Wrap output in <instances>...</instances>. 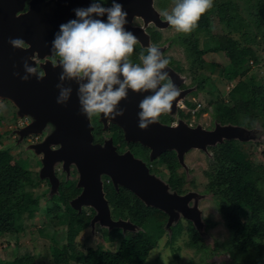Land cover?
Wrapping results in <instances>:
<instances>
[{
	"label": "rangeland",
	"instance_id": "rangeland-1",
	"mask_svg": "<svg viewBox=\"0 0 264 264\" xmlns=\"http://www.w3.org/2000/svg\"><path fill=\"white\" fill-rule=\"evenodd\" d=\"M159 1L161 3L165 2L167 5L165 10L171 9L172 0ZM220 8L222 12H225V6H220ZM250 19L253 20V18H249V20ZM212 23H214L213 26ZM250 23L253 24V22ZM217 25L216 21L212 18L210 35L212 38L219 34ZM219 32H222V30H219ZM175 35L177 36V32L171 27L168 28V30H164L163 37L173 38L171 45L174 49L171 50L170 56L175 59L176 63L178 62L181 64V73L179 72V75L183 80L185 79L186 83L192 82L191 85H194V81L198 82L200 79L197 92L201 93L198 95L194 92L190 95L195 98L194 102V98L189 97V101L194 102V106L189 107V109L194 110V113H189L186 116L182 115L181 118L184 119V121H180L179 126L184 129L183 132L188 135L190 134V128H201L202 130L212 131L217 125H220L216 120L218 115L214 109L220 105L221 101L227 104H230L232 101L231 105H234L236 102L235 84H230V81H227V83L221 82L220 79L224 81L227 79L219 74L220 69H222L221 73H223L229 64L228 62H230L227 51L233 50V39L230 36H226L227 34L224 35L226 37L221 40L215 39L219 49L210 51L205 55L206 64L204 68H194L193 65L190 64L193 58L189 55L190 53L186 47L178 41L174 42L176 38ZM186 35L189 37V33H183V37ZM198 38H200V41H205V39L208 40V37H204V35L198 36ZM259 39H261V35H259ZM167 43H170L169 39H167ZM252 73L260 77L257 82L261 83L264 79L261 73L257 70L250 72V74ZM194 76H196V79ZM245 78L244 75L241 80H245ZM211 79H213L215 85L213 90L209 84ZM228 86L232 87L231 91H228ZM209 106H212L213 109ZM32 117L33 116L29 113L23 115L17 105L11 100L0 99V149H9L14 157L13 161H18L25 167V170L28 171L29 179L24 180L22 186L27 191L33 193L35 197H39L40 207V209L34 210V216L27 217L26 215L23 230L19 232L17 237L4 233L0 235V264H6V262L13 261L16 257L23 256L27 253L39 255L42 258L43 264H54L52 254L48 249L54 242L46 238V233L48 231L46 226L53 224V213L48 214L46 212V206L49 209H53L56 204L55 202L59 199L56 197L52 198V196L58 194L60 189L64 188V192L65 189H67L66 183L65 186L61 185L62 180L76 178L75 174L70 171L63 172L61 168L56 171L55 167L57 164L54 166V174L58 179L57 188L53 185L50 178L42 176L43 161L40 157L43 155L39 154L37 150L33 148L34 145L37 144L36 135H27L23 139H20L18 132L31 123ZM262 119L264 120V117H262ZM175 120L176 122L179 121L176 118ZM105 124L108 123L106 122ZM240 127L243 130L239 135L223 136L215 142H205L204 145H192L189 147V149L184 152L183 162H180V165L179 163L177 164L176 170H169L170 176L177 174L181 180V183L172 182L174 188H172L168 182L164 181L167 175H164L163 180L159 175H156L162 180L164 186H168L169 192L176 193L182 197L187 195L191 197L186 213L183 215L179 212L176 217L172 218L171 222L170 214L160 210L166 215V219L164 220V231H157L158 228L156 226L152 224L148 225L146 231L153 236L157 245L155 244L156 248L149 253L148 259L144 264H233V261H239V258L235 260L231 252L224 251L222 247L232 235L225 224L224 213H222L221 210L223 207L228 213L230 211L236 212L239 207L238 205L237 207L234 206L232 201V196L234 195L228 188L224 187L223 190L232 195H223V193H219L221 190L215 192L214 186L216 182L220 183L223 179L229 178V176L225 174L221 176L219 172H217L224 168L220 165L218 155L216 158V150L219 149V145L224 143V141H233L237 144L238 152L234 154L235 159H242L243 161L248 160L249 163L255 164V166H261L260 169H264V122L258 120L252 128L247 126ZM143 163H145L146 167L150 170V166L144 161ZM105 178H108V176L103 175L101 181ZM104 185L107 186L106 183H104ZM114 187L109 188V195L112 198L111 205L114 209L112 213L116 211V203L120 200L119 194L121 192L124 193L123 190L118 191ZM259 187L260 192L264 195V177L260 179ZM67 192L69 191H66L68 201L72 202L75 198L70 197V193ZM139 201L146 207L153 208L147 206L141 199H139ZM60 205L64 207L65 204L61 202ZM84 211L87 216L90 214L92 216L89 227L86 229L71 233L64 225H58L53 228L56 231V243H58L60 247H65L67 251H70V245H72V247L82 252H86L87 249L93 247L94 249H100L105 254L113 255L120 244L121 238L133 234V232L130 231L124 233L120 228L109 230L108 226L102 225L101 220L96 221V223L92 225L91 222L96 217V211L93 213L89 208ZM175 222H178L177 224H179V226L174 228L176 233L173 241H170V234L167 227ZM43 229H46L44 230V234L41 232ZM193 229L199 235V239L195 242H193L192 238L194 232H191ZM248 232L249 229L246 223L242 224L237 230V233L241 237L246 236ZM51 233L53 234L54 232L52 231ZM177 233L179 235H177ZM217 247H219L218 250H216Z\"/></svg>",
	"mask_w": 264,
	"mask_h": 264
},
{
	"label": "trees",
	"instance_id": "trees-1",
	"mask_svg": "<svg viewBox=\"0 0 264 264\" xmlns=\"http://www.w3.org/2000/svg\"><path fill=\"white\" fill-rule=\"evenodd\" d=\"M220 6H225V12L221 11ZM212 18L216 21V25L218 22L219 37L210 36ZM201 35L207 36L208 40L200 41L198 36ZM224 35L232 37L234 48L232 51H227L230 62L224 72L221 73L222 69L219 71V74L227 80L220 79V81L236 84V102L231 105L232 101L230 104L221 101L215 108L218 115L216 120L221 124L252 128L258 120L264 122L262 119L264 117V79L258 83L260 77L255 73L250 74L253 70L260 73L259 64L264 59V0H214L213 7L200 18L198 25L189 33V37L187 35L183 37L181 43L193 58L194 68L205 67V55L219 49L215 39L221 40L226 37ZM251 60L257 65L255 69H252L250 65ZM244 75L245 80H241ZM210 81L209 84L213 88L214 81L213 79ZM216 151V158L218 155L220 165L224 167L217 172L229 178L223 179L220 183L216 182L214 190L215 192L221 190L219 193L223 195L233 194L234 206L239 207L238 211L229 213L225 208H221L225 224L232 235L222 247L224 251H230L235 260L239 258V261H233V264H264V195L259 187V181L264 177V169L249 163L248 160L235 159L234 154L238 152V147L233 141H224ZM13 159L9 149H0V235L4 233L17 237L23 230L26 215L34 216V210L40 207L39 197H35L22 186L23 181L29 179L28 171ZM224 187L228 188L232 194L223 190ZM122 190L124 193L119 194L120 200L115 202L117 208L113 214L116 217L130 219L141 230L131 236H123L113 255L105 254L93 247L86 252L79 251L72 245H70V251L63 246L60 247L56 243L54 227L64 225L69 232L76 233L89 227L92 216L74 209L63 189L59 190V194L52 196L59 200L55 202L53 209L46 206V212L53 213V224L46 226L48 230L46 238L54 242L48 247L54 264H144L146 262L149 253L156 248L155 244L157 245L146 228L152 224L158 228L157 231H164L166 215L156 208L146 207L130 191L124 188ZM61 202H64V207H61ZM244 223L248 225L249 232L241 237L237 230ZM176 226L179 224L171 228L170 241L174 239ZM46 229L41 232L44 234ZM191 232H194L192 238L195 242L199 239V235L194 229ZM6 264H43V261L39 255L27 253Z\"/></svg>",
	"mask_w": 264,
	"mask_h": 264
},
{
	"label": "water",
	"instance_id": "water-1",
	"mask_svg": "<svg viewBox=\"0 0 264 264\" xmlns=\"http://www.w3.org/2000/svg\"><path fill=\"white\" fill-rule=\"evenodd\" d=\"M8 1L0 0V5ZM21 1L14 0L17 7L11 12L8 11L6 15L0 13V99L11 100L23 115L29 113L36 117V120L33 117L34 120L29 125L18 131L20 139L27 135H41L53 111H60L56 116L57 130L51 131L42 142L33 147L43 155L42 176L50 178L57 188L58 179L54 174V166L64 162V168L67 170L69 165L75 163L80 173L79 187L84 184L85 190L81 196L72 200V207L80 210L83 205L93 206L97 214L91 222L92 225L101 220L102 225L108 226L109 230L120 228L126 233L127 231L139 232L141 228L129 220H113L109 202L102 192L101 177L103 175L111 179L116 190L119 191L120 186L124 187L145 202L147 206L169 213L170 222L179 212L184 215L188 208L190 195L182 197L169 192L168 186H164L160 178L150 174L143 161L136 159L132 153L122 155L117 153L112 139L106 140L103 144L93 143L90 120L80 114L75 82H70L73 91L68 103L66 105L56 103L58 96L56 85L59 83L62 69L55 68L46 62L42 65L44 74L40 80L31 77L24 82L14 75L16 72H19L20 76L24 75L25 61L35 67L33 59L35 54L44 60L51 53L52 41L59 32L60 26L76 19L72 13L66 15L62 13V16H58L51 11L43 18L35 16L34 3L31 13L16 18L15 12ZM118 2L123 5L128 14L127 22L135 15H146L147 17L150 15L155 22L161 21L152 5V0H119ZM54 4L58 5L57 2ZM89 6L90 4H85V8ZM51 7L53 8V5ZM102 19L106 21V17ZM160 26L167 27L168 24L163 22ZM126 28L130 31L129 23ZM10 38L23 39L28 48L13 49L8 42ZM65 86H69V83L66 82ZM142 99L143 94L129 91L127 99L119 106L125 110L124 115L111 120L123 128L128 141H139L143 145L150 146L155 151L152 157L158 152L175 149L176 145L181 152L183 150L185 152L192 145L215 142L223 136H236L243 130L240 126L217 125L212 131L201 128L190 130L188 135L183 132L184 129H182L183 134H180L181 130L160 125L158 122L150 125L146 130H141L134 112L139 111L138 104ZM101 116L103 122L106 123L107 118L102 114ZM55 145L59 146L58 149L52 148ZM177 223L167 227L169 234L172 232V226Z\"/></svg>",
	"mask_w": 264,
	"mask_h": 264
},
{
	"label": "clouds",
	"instance_id": "clouds-1",
	"mask_svg": "<svg viewBox=\"0 0 264 264\" xmlns=\"http://www.w3.org/2000/svg\"><path fill=\"white\" fill-rule=\"evenodd\" d=\"M213 5L214 0H172L171 9L161 11L160 15L172 29L183 35L192 32L200 18ZM74 11L76 19L62 24L52 41V64L62 69L56 85V103H68L73 91L70 82H75L81 115L91 119L102 114L105 118L115 120L124 115L125 110L119 106L127 99L129 91L147 94L138 104V127L146 130L157 123L162 114L171 110L173 101L180 94L178 87L165 71L170 60L158 46L150 45L145 50L146 54L140 53L138 63L132 61L131 57L139 40L126 29L128 14L118 0H111L110 7H105L102 0H93L89 7ZM103 17H106V21ZM8 42L13 49L26 47L21 38H10ZM250 65L253 66L252 69L257 67L253 60ZM259 67L261 75H264V59ZM23 68V76L19 72L14 73L22 81L27 82L31 77L42 79L43 74L38 73L37 68L27 61ZM66 82L69 86H65ZM231 90L232 87L228 86V91ZM189 104L194 106L191 102H181V107H191ZM209 107L213 109L212 106ZM106 179L102 185L106 183L114 187L111 179ZM121 190L120 186L119 191ZM108 202L110 206V201Z\"/></svg>",
	"mask_w": 264,
	"mask_h": 264
},
{
	"label": "flooded vegetation",
	"instance_id": "flooded-vegetation-1",
	"mask_svg": "<svg viewBox=\"0 0 264 264\" xmlns=\"http://www.w3.org/2000/svg\"><path fill=\"white\" fill-rule=\"evenodd\" d=\"M14 0H9L6 4L2 3L0 5V13L5 14L8 11H12L15 7H17V3L13 2ZM119 1V0H118ZM139 1H145V0H139ZM58 3V5L54 3ZM93 0H22L19 5L18 9L15 12V17H23L24 15L31 13L32 12V5L34 3L33 10L35 9V16L37 15L38 17L43 18V16L46 15V13H49L50 11L54 14H58V16H62L61 14L63 13L64 15L66 14H74L75 15V9H80V8H85V4H91ZM102 3L105 7H110L111 6V0H102ZM65 4V5H64ZM53 5V8L51 7ZM145 5V4H143ZM152 5L155 8V10L158 12L160 18L162 21L155 22L153 18H150V15L148 17L145 15H135L132 17V19L128 22L126 25L130 26V32H132L139 40V43L135 46V51L132 54V61L138 63L139 62V55L140 53L145 52V50L150 46V45H156L160 48L162 53L166 58L170 60L169 65L167 66V69L165 71L168 72V75L170 79L174 82V84L178 87L179 89V96L176 98L175 101H173V106L170 111L162 114L158 118V123L163 126H168L172 127L174 129H178L180 131V134L182 133V128L179 126L180 121H184L182 119V115H187L189 113H194V110L189 109L188 106H185V109L181 107V102H185L186 104L188 102H191L194 104L195 98L192 95L194 92L196 94L200 95L201 93L197 92L199 89V84L200 82L194 81V85H191V83H186L185 79L179 75V72L181 73V68H180V63H176L175 59L171 57L170 52L173 48L171 45V42H173L172 37H163L164 36V30H168L169 25L164 28H160L161 24L164 21L162 16L160 15L161 11L165 10L167 8V5L164 3H161L159 0H152ZM20 7V8H19ZM34 17V16H33ZM162 22V23H161ZM125 25V27H126ZM128 27V26H127ZM127 29V28H126ZM136 32V34H135ZM176 36V35H175ZM167 39H169L170 43H167ZM183 40V35L182 33H177L176 38L174 39V42H179L182 43ZM28 48V45L26 44V47ZM51 53L48 54V56L45 57L44 60H41L38 57V54H35L33 57L35 61V67L37 68L38 73L44 74L42 65L45 64L46 62L50 63L52 66V61L50 57ZM54 67V66H53ZM55 68H58L55 67ZM212 88V87H211ZM210 88V89H211ZM213 90V88H212ZM147 95V94H143ZM189 97L194 98L193 101H189ZM59 110H54L51 118L45 125L42 134L38 137H36L37 143H40L44 140V138L47 137V135L53 131L57 130V123H56V116L59 115ZM138 112H134V115L138 118ZM171 112V113H170ZM34 117V116H33ZM32 117V118H33ZM36 120V117H34ZM175 118L179 120L176 122ZM34 120V119H32ZM31 120V121H32ZM90 120V123L92 125V136H93V143L94 144H103L106 140L109 138H112L113 144L116 147L117 153L120 155L130 152L132 153L137 159H140L141 161H144L149 165L150 170L149 172L154 175H159V177L163 180L164 175H167V178L164 180L165 182H168L172 186V182L175 181L177 183H181V180L179 176L169 175V170H176V166L180 162H183V155H184V150L181 152L178 145H176L175 149H167L162 152L156 153L153 157V153L155 152L152 150L150 146L143 145L139 141L134 142V141H128L125 138L124 130L121 128L119 125L115 124L110 118H107L106 122L108 124H105L102 120V116H93ZM111 120V121H110ZM192 130V128H190ZM181 137V136H179ZM59 146H53V149H58ZM156 156V157H155ZM43 157V156H42ZM40 157V159H42ZM155 157V158H154ZM62 169L63 172L70 171L71 173L75 174L76 178H70L67 180H62L61 185L65 186V193L68 190L70 193L69 196L73 198H77L81 196L84 192V184H81V187H79V180H80V173L78 172V167L75 163H72L71 165L68 166V169L65 170L64 168V162L57 163L55 170L57 169ZM178 169V168H177ZM67 178V177H66ZM61 179V178H60ZM68 181V182H66ZM104 181H107L105 178ZM103 182V181H102ZM66 183V184H65ZM84 185V186H83ZM112 184H108L107 186L104 185L102 186L103 193L105 194V197L109 199L110 201V206L112 211L114 210L112 205H111V196L109 195L110 191L109 188H112ZM123 187H121L122 189ZM172 188H174L172 186ZM178 189V188H176ZM71 190V191H70ZM64 191V188H63ZM74 193V194H72ZM71 203V201H70ZM88 208L95 213L96 209L93 206L89 205H83L80 210L77 209V211L82 212L84 210H88ZM85 212V211H84ZM91 215V214H90ZM92 218V217H91ZM113 218L115 220L122 218V217H116L113 214Z\"/></svg>",
	"mask_w": 264,
	"mask_h": 264
}]
</instances>
